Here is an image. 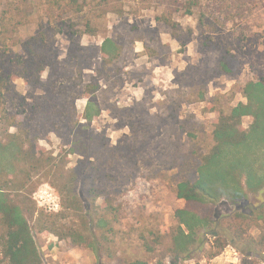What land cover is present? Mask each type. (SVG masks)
<instances>
[{"label":"rangeland","instance_id":"1","mask_svg":"<svg viewBox=\"0 0 264 264\" xmlns=\"http://www.w3.org/2000/svg\"><path fill=\"white\" fill-rule=\"evenodd\" d=\"M90 2L81 14L62 15L58 9L47 11L45 0H0V32L21 20L15 40L25 41L44 31L48 49L61 63L75 55L86 60L81 78L77 75L71 81L51 73L47 88L32 92L34 97L29 102L50 108L46 117L31 119L41 134L38 147L54 156L64 154L66 142L72 141L64 132V120L71 114L74 122L79 120L85 126L83 141L98 165L97 174L107 172L114 177L96 183L105 196H110L117 214L114 221L113 215L97 208L98 217L108 223L94 233L100 245H73L54 235L41 237L33 230L42 264H120L135 260L149 264H240L243 256L264 264V255L248 253L240 242L232 244L237 255L228 247L206 260L215 241L203 233V247L192 259L182 261L166 256L165 245L147 253L141 238L147 239L150 230L175 225L173 212L183 202L176 198L174 188L184 179L195 178L201 156L212 145L211 132L219 113H228L245 102L241 89L246 82L264 80V0H203L191 14H173V29L157 20L167 15L166 0H114L111 4L121 10L118 14H103L104 7H98L102 0ZM87 24L95 35H88ZM106 38L113 39L121 53L108 68L109 79L100 80L96 98L101 113L87 123L82 120L87 101L81 97L82 85L75 93H66L68 112L64 114L54 104L58 95H64V83L79 84L80 79L87 83L96 76L101 66L99 48ZM209 40L211 46L205 48L204 42ZM8 48L11 45L1 44L0 54ZM12 49L21 53L19 47ZM226 52L235 54L240 62L232 76L216 73V62ZM47 76L48 71L43 78ZM13 83L20 94L26 93L23 80ZM75 96L78 99L73 102ZM18 104L19 98L4 100L0 119L3 110L13 113ZM250 122L244 118L243 127L248 128ZM76 160V155H69L68 166H74ZM93 174L89 171L84 179H91ZM77 191L82 199L90 196L82 181ZM253 202L254 196L250 204ZM101 204L98 199L96 206ZM231 211L223 202L217 206L218 216ZM72 228L79 229L80 221L70 218L60 222L62 233ZM102 234L107 240H102ZM252 235L257 237L259 232Z\"/></svg>","mask_w":264,"mask_h":264},{"label":"trees","instance_id":"2","mask_svg":"<svg viewBox=\"0 0 264 264\" xmlns=\"http://www.w3.org/2000/svg\"><path fill=\"white\" fill-rule=\"evenodd\" d=\"M112 1L102 0L98 7H104L103 14L121 13L119 8L112 6ZM202 1L166 0L167 15L157 20L173 29V14L182 11L191 14L195 8H200ZM45 3L47 11L58 9L62 15L81 14L91 4L90 0H45ZM18 25H22L21 20L12 26L10 23L0 32V45H11L0 54V107L7 98H19L15 112L3 110L0 119V264H42L33 230L41 237L54 235L60 240H69L73 245L85 244L93 248L100 245V241L96 240V231L107 227L108 223L98 217L97 208L113 215L114 221H117V214L113 212L110 196H105L96 183L114 177L107 172L102 176L97 174L98 165L89 154L88 143L83 141L82 129L85 126L79 120L74 122L71 114L64 120V132L72 139L66 142L68 148L64 154L54 156L38 147L41 134L32 125L31 119L38 115L46 117L50 108L29 102L34 97L32 92L46 89L51 73L71 81L77 75L81 78L87 64L82 55L72 56L61 63L48 49L47 33L44 31L25 41L15 40ZM87 29L88 35H95L89 24ZM211 42H204V47L209 48ZM13 47H19L21 53L15 52ZM120 53V46L113 39H104L99 48L101 66L96 76L87 83L81 79L79 84L64 83V95L57 96L54 107L60 106L64 114L68 112L70 100L66 93H75L77 86L82 85L81 97L87 100L82 120L90 123L99 116L101 109L96 93L101 89L100 80L109 79L108 68L119 59ZM239 66L237 56L226 52L216 62V73L232 76ZM46 71L48 76L44 79ZM15 79L23 80L27 89L25 94L16 90ZM241 95L244 103L239 102L228 113H219L215 120L211 132L212 145L201 156L195 178L176 184L175 196L183 205L173 212L175 225L150 230L147 239L141 237L147 253L165 245L166 256L175 260H190L206 242L201 236L203 233L215 241V248L206 258L208 261L228 247L234 248V242L242 243L248 253L264 255V80L246 82ZM77 99L78 96H75L73 102ZM244 118L251 120L248 128L242 125ZM10 129L14 131L10 132ZM69 155L77 156L75 165L71 167L68 166ZM89 171L94 173L92 178L84 179ZM81 181L89 189L88 198L82 199L78 194L77 186ZM43 185L48 186L59 199L60 211L56 214L47 213L33 198ZM252 196L255 202L250 204ZM98 199L102 200L101 206H96ZM221 202L232 209L230 214L218 216L217 206ZM70 218L79 220L80 228L62 233L60 222ZM255 231L259 232L257 237L252 235ZM101 237L107 240L104 234ZM120 264L149 263L135 260ZM240 264L258 263L250 256H243Z\"/></svg>","mask_w":264,"mask_h":264},{"label":"built area","instance_id":"3","mask_svg":"<svg viewBox=\"0 0 264 264\" xmlns=\"http://www.w3.org/2000/svg\"><path fill=\"white\" fill-rule=\"evenodd\" d=\"M39 207H42L47 213L56 214L60 211V203L56 194L46 185L37 189L33 196ZM234 255H237L234 249H230Z\"/></svg>","mask_w":264,"mask_h":264}]
</instances>
